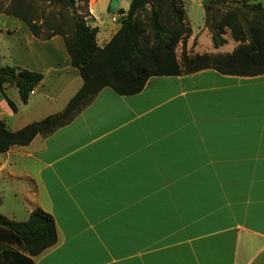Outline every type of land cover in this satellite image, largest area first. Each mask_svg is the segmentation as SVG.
I'll return each mask as SVG.
<instances>
[{"label": "crops", "instance_id": "0c3cea01", "mask_svg": "<svg viewBox=\"0 0 264 264\" xmlns=\"http://www.w3.org/2000/svg\"><path fill=\"white\" fill-rule=\"evenodd\" d=\"M110 1L87 0L104 46L120 27L96 16ZM118 2L122 18L130 1ZM11 18L22 39L6 67L43 76L31 102L11 100L16 113L0 101L12 120L36 105L40 117L13 127L0 115L16 132L61 113L82 79L62 37L36 39ZM35 209L53 218L56 243L33 264H264V75L207 69L152 77L131 96L103 88L68 124L0 155V214L23 223Z\"/></svg>", "mask_w": 264, "mask_h": 264}, {"label": "trees", "instance_id": "16d2710c", "mask_svg": "<svg viewBox=\"0 0 264 264\" xmlns=\"http://www.w3.org/2000/svg\"><path fill=\"white\" fill-rule=\"evenodd\" d=\"M50 2L72 11L68 29L49 21L38 24L26 14L6 15L22 21L36 39L62 37L71 66L82 79V87L61 113L31 123L19 131H9L0 120V155L14 146H27L35 136H47L68 124L103 88H109L120 96H131L139 93L152 77L180 76L207 69L238 77L264 75V28H249L242 32L235 14L223 18L217 28H208L212 46L218 49L226 44L221 37L223 28H229L236 41L246 44L228 55L183 57L179 64L175 48L180 41L190 37L191 29L185 23V12L176 0H130L117 33L101 48L96 42L98 29L86 23L90 17L87 0ZM77 4L83 5V14L76 9ZM248 9L261 12L264 19V8L255 5ZM205 26H208L206 21ZM42 79L43 76L36 72L0 68V93L12 113L17 109L4 94L3 86H15L21 103L27 105L30 93ZM55 243L54 220L42 210H33L23 223L0 214V264H33L31 257L40 255ZM11 246H16L17 250L7 249Z\"/></svg>", "mask_w": 264, "mask_h": 264}, {"label": "rangeland", "instance_id": "374dc122", "mask_svg": "<svg viewBox=\"0 0 264 264\" xmlns=\"http://www.w3.org/2000/svg\"><path fill=\"white\" fill-rule=\"evenodd\" d=\"M95 1L90 0L91 3ZM121 1V7H127L130 0ZM201 1L176 0V4L185 12V23L191 29L190 37L180 41L175 48V57L179 64H181L183 57L228 55L233 53L239 46L246 44L236 41L229 28H223L221 37L226 40V44L218 49L213 48L211 34L208 28H217L216 26L223 18L230 14L236 15L237 23L242 32H246L249 28L259 30L264 28V19L262 18L261 12L250 11L248 9V7L255 5L264 8V0H210L206 7L201 5ZM81 7H83L82 4L76 5L78 12L83 14ZM206 9H208L207 13ZM0 13L2 15L0 18V68H4L10 64V56L13 55L12 57H15L16 55V52L14 53V45L22 39V33H18L15 30L17 21L6 14H26L38 24H45L49 21L54 25H62L63 29L69 28L73 17L71 10L63 8L58 4H53L50 0H0ZM115 15L116 11L115 13H111L110 11V4L107 11H102L101 8L96 10V16L103 25H110L111 21H113L112 18L117 17ZM120 19V17H117L113 23L118 26ZM205 21L207 22V27L205 26ZM86 23L90 25V17L86 19ZM97 45L100 48L104 46L99 41H97ZM5 94L10 101L12 100L18 103L19 94L15 87H10ZM32 100L33 96H30L29 102ZM0 101L5 102L1 93ZM24 106H19L20 115L13 120L7 118L4 110L0 107V115L6 117L5 119L9 127H13L14 124L12 121L14 122V120H18L21 123L25 119H37L39 115L34 110L36 105L31 103L28 108ZM7 249L17 250V247L11 246Z\"/></svg>", "mask_w": 264, "mask_h": 264}, {"label": "water", "instance_id": "95a60500", "mask_svg": "<svg viewBox=\"0 0 264 264\" xmlns=\"http://www.w3.org/2000/svg\"><path fill=\"white\" fill-rule=\"evenodd\" d=\"M210 0H202L201 5L206 7V5L209 3ZM118 0H112L110 3V11L111 13H115L116 7L118 6Z\"/></svg>", "mask_w": 264, "mask_h": 264}, {"label": "built area", "instance_id": "2783aa9c", "mask_svg": "<svg viewBox=\"0 0 264 264\" xmlns=\"http://www.w3.org/2000/svg\"><path fill=\"white\" fill-rule=\"evenodd\" d=\"M117 17H113L112 20L115 21ZM32 93V92H31Z\"/></svg>", "mask_w": 264, "mask_h": 264}]
</instances>
